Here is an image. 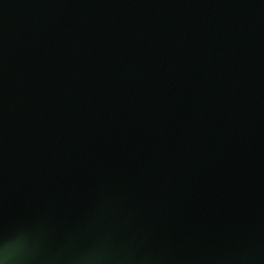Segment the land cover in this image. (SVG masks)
<instances>
[{
    "label": "water",
    "instance_id": "water-1",
    "mask_svg": "<svg viewBox=\"0 0 264 264\" xmlns=\"http://www.w3.org/2000/svg\"><path fill=\"white\" fill-rule=\"evenodd\" d=\"M5 248L264 264V0H0Z\"/></svg>",
    "mask_w": 264,
    "mask_h": 264
},
{
    "label": "clouds",
    "instance_id": "clouds-1",
    "mask_svg": "<svg viewBox=\"0 0 264 264\" xmlns=\"http://www.w3.org/2000/svg\"><path fill=\"white\" fill-rule=\"evenodd\" d=\"M26 257L23 253L14 252L7 248L0 250V264H25Z\"/></svg>",
    "mask_w": 264,
    "mask_h": 264
}]
</instances>
